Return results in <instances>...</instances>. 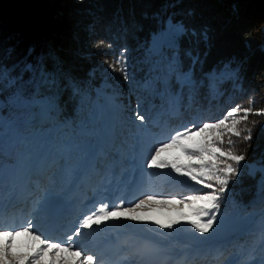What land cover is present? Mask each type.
<instances>
[{
  "label": "trees",
  "instance_id": "obj_1",
  "mask_svg": "<svg viewBox=\"0 0 264 264\" xmlns=\"http://www.w3.org/2000/svg\"><path fill=\"white\" fill-rule=\"evenodd\" d=\"M167 20L183 23L189 30L180 37L177 47L166 51L168 55L178 51V66L160 61L159 55L149 50L153 35L165 27ZM202 33H206V39ZM118 59L128 60L126 72L116 65ZM37 62L41 71L24 73L17 85L0 82V118L12 123L15 132L24 137L54 127L56 139L87 142L91 137L82 131V125L89 124L100 103L102 85L111 82V94L123 105L112 132L114 145H108L97 158L100 177L115 160V144L128 149L145 128L165 137L198 111L202 123H209L225 119L237 106L251 108L247 120L237 125L242 135L231 136L232 144L225 135L220 145L224 151L244 154L246 159L237 166L238 174L231 176L226 190L217 192L218 215L264 210L260 178L248 169L251 164H264V0H0V67L17 65L12 72L16 76L24 64ZM106 63L115 65L119 78H124L123 86L106 77L101 69ZM224 68L235 71L236 85L230 79L210 83L212 73ZM187 74L192 79L189 84L182 82ZM45 97L54 102V109L47 114L41 113L38 105L26 108L10 101ZM176 102L180 107L174 109ZM154 114L156 119L152 120ZM246 129H251L250 140L243 138ZM28 144L24 141L17 145L12 155L0 149V164H12ZM76 152L78 158L69 159V163H75L74 168L81 160ZM62 162L63 157L55 158L41 173L69 186L74 168L61 169ZM224 244L229 248L211 258L214 264L225 263L232 254L237 256L238 244L251 246L253 241L237 235ZM258 257L264 258L263 249Z\"/></svg>",
  "mask_w": 264,
  "mask_h": 264
},
{
  "label": "rangeland",
  "instance_id": "obj_2",
  "mask_svg": "<svg viewBox=\"0 0 264 264\" xmlns=\"http://www.w3.org/2000/svg\"><path fill=\"white\" fill-rule=\"evenodd\" d=\"M171 24V21L167 20L165 27L153 35L149 50L157 53L160 61L167 60L178 66V51L175 50L172 55L166 53L169 47H177L180 39L168 31ZM123 61L128 68V60ZM101 69L106 73V77L113 79L112 82L123 86L124 78H119L120 73H116L112 65L101 64ZM234 75V70L224 68L218 73H212L213 79L210 83L230 79L231 83L236 85ZM182 82L191 83L190 75H184ZM110 86L114 87L111 82L102 85L99 91L101 101L89 118V124L82 125V131L89 133L91 137L87 142L56 139L54 127L24 137L15 132L12 123L0 118V149L12 155L17 145L24 141L29 143L12 164H0V223L7 230L15 228L19 231L31 222L35 234L41 235L50 243H60L70 251L79 250L82 255H92L94 264H214L212 259L229 248L224 243H229L237 235L246 237V240L253 241V244H238V247H235L237 256L232 254L223 264H264V258L258 257V252L264 250V210L219 216L218 209H213L209 213L216 216L212 228L207 233H200L190 221L180 219V210L184 206L178 201L189 195L204 194L200 190L209 188L170 167H147L155 149L163 143H168L178 132L187 129L195 132L204 124H213L219 120L202 123L201 111H198L183 127L169 131V135L165 137L145 128L143 135H136L128 149L125 150L121 143L115 144L112 148L114 162L108 164L110 169L104 170V177L98 176L100 167L97 158L101 152L106 151L108 145H114L112 132L119 107L123 105V102L111 94ZM177 99L176 97V101ZM10 101L26 108L38 105L41 113L46 114L54 109V102L49 97L34 101L13 98ZM175 105L174 109L180 107L178 102ZM155 119L156 114L152 115V120ZM91 123H95L93 126L98 124L95 130L90 126ZM141 125L139 123L138 127ZM76 150L79 151L81 160L74 168L75 163H69V159L78 158ZM169 155L173 158L179 157L182 163L188 162L187 157L178 149L170 150ZM57 157H63L61 169L71 171L74 168L69 186L61 185L55 178L44 177L41 173ZM248 169L251 174L259 176V191H263L264 164H251ZM149 195L154 196L155 201L159 203L152 202L142 209H137L135 213L149 219L132 220L122 216L105 220L99 225L93 224L91 228L82 227L83 221L98 212L101 205L107 206L110 211L118 205L128 208ZM225 195L226 192L221 196ZM13 197L17 199L12 200ZM20 199H25V203L18 209L15 205ZM218 203L220 206L219 201ZM56 204L58 207L53 208ZM66 208L67 212L62 215L67 213V217H62L63 219L56 223L54 218L60 216ZM208 218L203 219L207 221ZM175 219L180 222L172 228H162L156 223L157 220L169 222ZM58 226L67 228L68 231L55 235L54 229H59ZM260 233L263 234L257 242ZM30 245L28 238L21 235L16 238L13 250L27 252ZM97 245L100 247L96 250ZM247 254L257 255L245 256ZM51 256L52 253L49 252L40 264H51Z\"/></svg>",
  "mask_w": 264,
  "mask_h": 264
},
{
  "label": "snow or ice",
  "instance_id": "obj_3",
  "mask_svg": "<svg viewBox=\"0 0 264 264\" xmlns=\"http://www.w3.org/2000/svg\"><path fill=\"white\" fill-rule=\"evenodd\" d=\"M168 31L174 37H183L189 33V30L183 23L171 24ZM196 36L195 32L191 33ZM201 37L206 39V33H202ZM116 65L120 66L121 71L126 72V64L122 59L116 61ZM18 66L14 65L11 69L0 67V82H4L6 86L17 85L23 77L24 73L33 75L41 71L40 63L24 64L19 68V74L12 75ZM115 67V65L113 66ZM125 78H127L125 76ZM43 79V77H42ZM243 112V116H238ZM251 108L240 109L238 106L227 113L225 119L219 120L213 124H204L195 132L192 129H187L184 132H178L170 139L168 143L161 144L155 149L154 154L150 156V163L147 167L156 168H172L175 172L189 177L192 181L203 185L213 191L204 194H194L186 196L178 203L183 204L181 209L180 219L188 220L200 233H207L216 220L215 215H209L211 210L219 208V196L217 192H224L229 183L231 176L238 174V165L246 159L244 154H236L232 150L224 151L221 144L224 142L225 135H228V143L232 144L231 136L240 137L241 131L237 125L243 120H247ZM264 114V112H261ZM138 119L143 120V116ZM230 120V123H229ZM247 135L243 138L251 139V129H246ZM199 137V139H197ZM180 150L186 157L187 163H182L179 157L173 158L169 155L172 149ZM193 161L195 163H193ZM232 161L234 163H229ZM212 182H215L212 183ZM219 188L216 189L215 185ZM155 201L152 195L140 200L132 207L123 208L118 205L114 210H109L107 206L101 205L98 212L89 215L84 221L82 227L91 228L93 224L99 225L105 220L126 216L132 220L149 219V217L135 214L137 209H142ZM187 210V211H185ZM204 217H209L204 221ZM179 219L169 222L157 220L156 223L162 228H172L174 224H178ZM25 236L31 242L27 252L14 251V245L18 236ZM34 245V246H32ZM52 253L51 264H94L92 255H82L81 251H70L68 247H63L60 243H50L43 239L41 235H37L32 230L31 222L23 226L21 230L12 228L7 230L0 223V264H40L43 258L49 253ZM62 253H67V256H61ZM71 257L72 259H69Z\"/></svg>",
  "mask_w": 264,
  "mask_h": 264
},
{
  "label": "bare ground",
  "instance_id": "obj_4",
  "mask_svg": "<svg viewBox=\"0 0 264 264\" xmlns=\"http://www.w3.org/2000/svg\"><path fill=\"white\" fill-rule=\"evenodd\" d=\"M36 184V183H35ZM62 185V184H61ZM25 199H20L17 203H16V205H15V207H18V209H21V207L23 206V204L25 203V201H24ZM14 207V208H15ZM56 207H58V204H56L53 208H56ZM65 212H67V208L62 212V213H60V216H57V217H55L54 218V221H56V223L59 221V220H61V219H63V218H65V217H67V213L65 214V215H62V214H64ZM63 217V218H62ZM5 218V217H4ZM57 227V225L54 227V228H56ZM59 227V226H58ZM66 231H68V229L67 228H64V227H59V229H57V230H55L54 229V234L55 235H57V233L58 232H63V233H65ZM61 236H62V234H61ZM69 242V241H68ZM99 247H100V245H97V247H95L96 248V250L97 249H99ZM122 253V252H121ZM116 258V257H115ZM120 258V257H119ZM115 263H117V262H115ZM140 264V263H139Z\"/></svg>",
  "mask_w": 264,
  "mask_h": 264
}]
</instances>
